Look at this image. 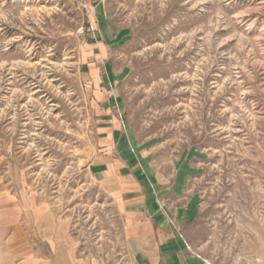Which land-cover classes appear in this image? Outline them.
<instances>
[{
	"label": "rangeland",
	"instance_id": "rangeland-1",
	"mask_svg": "<svg viewBox=\"0 0 264 264\" xmlns=\"http://www.w3.org/2000/svg\"><path fill=\"white\" fill-rule=\"evenodd\" d=\"M98 3L119 32L139 151L188 166L202 198L191 247L209 264H264V0H0V187L66 218L82 264H135L125 215L89 169L81 53Z\"/></svg>",
	"mask_w": 264,
	"mask_h": 264
},
{
	"label": "crops",
	"instance_id": "crops-1",
	"mask_svg": "<svg viewBox=\"0 0 264 264\" xmlns=\"http://www.w3.org/2000/svg\"><path fill=\"white\" fill-rule=\"evenodd\" d=\"M81 53V77L93 107L96 136L89 169L125 215L127 245L135 264H209L187 233L201 196L190 187L188 166L167 172L139 151L127 123L114 68L111 31L101 3ZM123 33H121L122 36ZM0 264H82L70 222L28 190L0 187Z\"/></svg>",
	"mask_w": 264,
	"mask_h": 264
}]
</instances>
